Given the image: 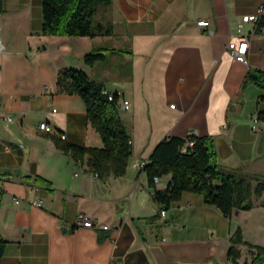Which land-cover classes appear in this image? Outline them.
I'll use <instances>...</instances> for the list:
<instances>
[{"label":"crops","instance_id":"crops-1","mask_svg":"<svg viewBox=\"0 0 264 264\" xmlns=\"http://www.w3.org/2000/svg\"><path fill=\"white\" fill-rule=\"evenodd\" d=\"M1 7L0 264H232L230 238L243 231V213L264 209L262 197L228 218L189 191L163 208L154 196L171 174L150 184L144 168L165 137L207 136L223 172L264 180V89L247 79L264 72V0H112L93 17L112 33L95 37L42 35V0ZM259 9L257 25L241 23ZM244 39L240 63L227 45ZM97 48L106 59L88 66L84 57ZM66 68L130 102L128 112L119 108L132 140L124 175L99 177L87 154L61 148L103 146L81 97L59 91ZM81 213L94 228L75 227Z\"/></svg>","mask_w":264,"mask_h":264},{"label":"trees","instance_id":"trees-1","mask_svg":"<svg viewBox=\"0 0 264 264\" xmlns=\"http://www.w3.org/2000/svg\"><path fill=\"white\" fill-rule=\"evenodd\" d=\"M112 0H42L41 34L45 36H89L110 35L112 25H95L94 14L99 5H110ZM0 12H2L0 0ZM107 49L97 48L84 57L88 66L104 62ZM123 52L122 50H111ZM248 81L264 89V72L248 73ZM59 91L81 97L92 128L99 134L101 148L64 145L61 148L74 158L89 156L99 177L122 176L131 155L129 132L119 116L117 99L108 100L102 85L93 81L80 69L66 68L58 76ZM187 141H193L187 153H181ZM150 184L154 177L171 174V181L163 191L155 192V201L167 208L178 200L184 191L198 193L206 204L216 207L226 218L234 209H253V198H261L264 207V180L246 178L223 172L218 164L214 142L211 137L189 135L185 139L165 137L153 150L144 168ZM0 240V257L5 249ZM240 245L250 249L251 259L242 263ZM227 259L232 264H264V247L243 242L242 229L237 227L230 238Z\"/></svg>","mask_w":264,"mask_h":264},{"label":"built area","instance_id":"built-area-1","mask_svg":"<svg viewBox=\"0 0 264 264\" xmlns=\"http://www.w3.org/2000/svg\"><path fill=\"white\" fill-rule=\"evenodd\" d=\"M261 13H262V9H259L258 13L255 15H245L242 17L241 19V23H253L255 25H257L260 22V17H261ZM197 26L201 27V28H208L210 26V23L208 20L205 19H201L199 21H197ZM262 32L264 33V27L261 29ZM1 38H0V45H1ZM247 46H248V41L247 39L242 40L239 45L237 46L235 43L233 42H229L227 45V49L231 52L234 60H236L237 62L240 63H246V50H247ZM103 93L107 95L108 100L112 101L114 99H117V104L119 106L120 109L128 112L130 110V102L124 98L123 94L120 91H117L115 93H110L108 91L103 90ZM170 107H174V105H170ZM54 112V110H53ZM258 121V119L255 117L252 122V128H255L256 122ZM39 129L45 133H51L53 131V126L47 122V121H42L39 123L38 125ZM61 140H65L66 137L65 135H61L60 136ZM128 143L131 145L132 144V140L129 139ZM194 145L193 141H187L186 145L181 148V153H187V148H192ZM145 162L140 163L139 166L140 168H143L145 166ZM91 168V167H90ZM75 175H78L77 173ZM97 175V174H95ZM154 181H158L157 177H154L153 179ZM2 188V180L0 179V190ZM16 203H18V200L14 199ZM33 205L37 206V207H41L42 206V202L41 201H36L32 203ZM161 215L164 216L165 215V210L161 211ZM75 227H82V228H94V222L88 217V215L86 213H81L78 215L76 222H75ZM101 230H109L110 227L107 225L101 226L100 227Z\"/></svg>","mask_w":264,"mask_h":264},{"label":"rangeland","instance_id":"rangeland-1","mask_svg":"<svg viewBox=\"0 0 264 264\" xmlns=\"http://www.w3.org/2000/svg\"><path fill=\"white\" fill-rule=\"evenodd\" d=\"M259 198H253V203L258 204ZM254 210H249V213H243L241 222V227L243 226L242 231V240L245 243L264 247V209H260L258 205ZM248 212V211H247ZM242 249L241 259L239 263H242L244 260L249 261L251 259L250 249L246 245H240Z\"/></svg>","mask_w":264,"mask_h":264}]
</instances>
